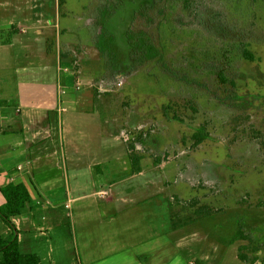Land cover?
Segmentation results:
<instances>
[{
	"label": "rangeland",
	"instance_id": "obj_1",
	"mask_svg": "<svg viewBox=\"0 0 264 264\" xmlns=\"http://www.w3.org/2000/svg\"><path fill=\"white\" fill-rule=\"evenodd\" d=\"M130 1L67 0L62 7L63 15L59 6L58 32L52 29L49 34L55 48L52 57L55 58L59 44H68L69 47L64 49L74 51V57L80 58L83 74L93 78L90 84L84 79L80 82L75 80L72 92L95 97L101 102L94 104L95 108L103 117L112 119L114 127L112 131L105 132L103 143L105 147L116 145L118 153H126L130 167L129 172L123 175L126 183L139 182L145 186L152 179L155 182L154 186L135 190L141 194L157 195L155 208L143 213L144 216L152 215L148 220L162 223L168 216L163 215V210L172 200L177 205L179 200L197 199L202 205L213 207L215 212L211 217L206 215L197 223L185 225L182 232L170 228L171 239L180 244L193 264H198L197 258L206 252L210 253L212 260L205 264H238L232 258L237 254L238 246L245 242L230 243L237 221L245 223L242 226L252 233L254 246H259V254L264 259V152L258 140L251 141L256 131L264 133V0H194L190 11H186L182 4H168L167 20L161 22L159 17L157 34L164 41L173 70L151 64L139 68L134 74L127 71L120 76L124 80L121 88L114 87L115 91L104 93L98 82H113L119 77L110 79L104 72L102 56L95 41L107 47L110 44L111 50L117 49L121 62H129L130 48L125 35L137 6ZM144 1L148 2L141 0L142 6ZM196 6L198 10L195 12ZM98 13L101 21L106 18L108 22V33L103 41L99 37L96 40L95 29L98 33L100 25ZM111 37H114L115 46L109 43ZM26 38H30L27 42L34 50L41 49L46 53L47 38L35 41L31 34H17L12 39L16 43L14 53L17 61H23L27 55L21 47ZM228 39L231 41L229 44L225 41ZM235 43L251 52L256 60L239 58L242 51ZM226 49L230 53L224 65L232 83L220 85L210 68L198 66L204 63L209 64L207 67L220 66ZM16 69L21 71L22 67L17 66ZM37 73L40 70H36ZM18 78L21 98L25 100H30L34 92L40 90L41 84L48 86L51 83H42L39 78L29 79L22 72ZM46 78L51 80L47 74ZM232 84L236 91H233V97H228L234 89ZM189 99L198 104V113L194 114L190 109L183 111L186 122L163 116L164 105ZM191 116H194L193 120L188 119ZM203 125L209 138L197 144L194 136ZM0 133L2 137L1 128ZM139 133L145 137L144 145L133 144L139 151L145 175L132 182L131 176L136 173L130 163L126 141ZM156 157L162 161L159 168L155 167ZM93 172L100 186L104 181L97 176L99 168L95 167ZM9 176L10 173L6 178L8 182ZM34 185L50 204L37 205L32 199L33 192L32 216L36 226L20 227V263L85 264L80 259L83 248L76 236L73 220L66 216L70 210L61 209L63 215L60 219L55 218L51 204H59L62 198L53 197L39 183L34 182ZM29 187L34 191L32 185ZM90 193L93 194V190ZM90 198L93 199L94 210L105 206L94 195ZM1 199L0 206L3 203ZM244 199L245 202L241 203ZM69 203L71 206V201ZM130 204L127 201L121 207L125 210L130 208ZM43 216L48 217V221H42ZM8 234V225L0 218V236L7 238ZM214 246L219 251L214 252Z\"/></svg>",
	"mask_w": 264,
	"mask_h": 264
},
{
	"label": "crops",
	"instance_id": "obj_2",
	"mask_svg": "<svg viewBox=\"0 0 264 264\" xmlns=\"http://www.w3.org/2000/svg\"><path fill=\"white\" fill-rule=\"evenodd\" d=\"M59 16V0H0V30L16 25L19 36L31 34L35 41L44 37L48 39L46 53L41 49L34 50L27 42L30 38L23 40L22 50L27 51L23 61L16 60L15 42L0 46V128L4 134L1 137L0 133L2 205L5 203L3 189L9 183L25 185L31 197L34 192L35 199H32L37 205L44 202L50 204L46 202L44 193L34 185L36 182L53 197L62 198L59 204H51L55 218H61L63 214L60 210H67L66 205L71 201L66 216L73 220L76 236L82 243L81 262L193 264L180 244L171 239L170 228H173L169 207L165 206L163 210V215L168 216L162 223L148 220L152 215L144 216L143 213L155 208L157 195L141 194L135 190L138 187L149 188L155 182L152 179L145 186L139 182L126 183L123 175L130 168L126 153H118L116 145L105 147L103 143L105 132L112 131L114 125L111 118L103 117L95 108L94 104L101 102L95 97L72 92L75 80L80 82L84 79L90 84L93 79L83 74L80 58L77 60L74 51L64 49L69 47L68 44H59L55 58L52 57L55 48L49 34L52 29L58 32ZM77 64L78 70L75 68ZM17 66H21L22 70H17ZM36 70L40 73L36 74ZM20 72L29 79L39 78L42 83H51L48 86L41 84L40 90L37 89L30 100H25L21 98L19 89ZM46 74L51 80L46 78ZM9 109L14 110L9 112ZM19 167L22 169L19 170ZM95 167L100 171L97 176L104 181L100 186L93 177ZM139 167L140 171L133 167L136 175L131 176L132 182L145 175L141 160ZM155 167L159 168L158 165ZM102 189L109 190L106 201H101L98 196ZM92 190L93 194L90 193ZM91 195L105 206L94 210ZM127 201L132 204L124 210L121 204L126 205ZM43 220L48 221V217L43 216ZM12 222L18 230L19 239L20 227L36 226L32 210L15 217ZM8 233H11L9 227ZM213 248L214 252L219 251L216 246ZM197 260L198 264H205L212 260V256L202 253ZM232 261L246 264L239 258L238 249Z\"/></svg>",
	"mask_w": 264,
	"mask_h": 264
},
{
	"label": "trees",
	"instance_id": "obj_3",
	"mask_svg": "<svg viewBox=\"0 0 264 264\" xmlns=\"http://www.w3.org/2000/svg\"><path fill=\"white\" fill-rule=\"evenodd\" d=\"M67 0H59V6L61 7V15L62 7L66 4ZM139 1V0H138ZM136 2L135 0H131L130 2L136 6L135 11L132 12V19H130L128 24V30L126 32V40L130 48V60L129 62H121L119 60V56L117 54V49L111 50L110 44L107 46H103L100 42H96V48H98L100 55L102 56V66L105 70L104 72L108 75L110 79H115L120 76H124L127 71L132 72L138 70L141 67L149 66L154 64V66H158L159 68H167L169 70H173L171 59L168 57V52L166 51V47L163 45L164 41H162L161 36L158 37V28L157 21L159 17L161 18V22L166 19L167 16V6L168 4H182L183 8L186 11H190L192 6L194 7V0H148V2L144 1V6ZM207 1V0H206ZM133 5V8L135 7ZM198 10V6L194 8L196 12ZM103 11H101L102 13ZM97 18L100 21V25L98 27V33L95 29L96 40L98 37L103 41L104 37L107 35L108 31V22H106V18H103L102 21L100 19V13L97 14ZM167 20V19H166ZM20 30V29H19ZM18 27L16 25H12L9 29H1L0 30V46L8 45L13 40V36L17 34ZM111 36V35H110ZM224 40V39H223ZM228 44L231 42L229 39L225 40ZM111 45H114V37H111L109 41ZM227 44V49H228ZM238 45L239 50L242 51L241 57L248 61H255L256 57L249 52L248 50L242 48L243 46ZM224 50L222 54L223 62H220V66H206L201 64L198 68H210L211 72L216 76V81L220 85L231 84V80H228L226 75V65L225 62L228 61L229 50ZM181 51V50H179ZM233 56V54H232ZM177 58V57H176ZM180 59V58H177ZM125 60V59H124ZM76 60L73 59V64H75ZM76 70H78V66H75ZM210 72V73H211ZM234 89L228 95L232 97L234 96L233 91H236L234 84H232ZM191 110L194 114L198 113V104L195 100L189 99L185 102H171L162 107V114L165 118L169 120H175L180 122H186L183 118V111ZM194 116L188 117L189 120H193ZM206 127L203 125L198 133L194 136V140L197 144H201L205 140L209 138V134L206 131ZM238 138L239 135L236 134ZM258 140V145L261 147L264 152V133L261 130L256 131L252 135L251 141ZM134 142L136 144L144 145L145 137L143 134L139 133L135 135L132 140H127V148L130 154V158L133 163V167L136 171H140L139 160L140 155L137 147L135 148ZM162 161L157 157L154 158V163L157 165H161ZM160 163V164H159ZM3 197L5 199V203L0 206V218L8 225L11 230V233L7 238L0 236V254L2 255V260L0 264H21V247L17 233L16 227L14 226L12 220L15 217L21 216L28 211L33 210L32 199L30 193L25 185L23 184H13L9 183L3 189ZM173 198L170 199V201ZM169 205L170 217L173 231H180L183 227L189 223H197L203 217H211L214 214V209L210 204L202 205L199 200H184L177 201V205H174L173 200ZM241 203L245 202L244 200L240 201ZM237 229L235 233L230 237V243L234 244L239 241H243L245 243L241 244L238 247V255L239 258L245 262L246 264H256L261 262L264 264V259H262V255H260L259 246H254V238L252 233L246 230L240 221H237ZM246 226V225H245Z\"/></svg>",
	"mask_w": 264,
	"mask_h": 264
},
{
	"label": "built area",
	"instance_id": "obj_4",
	"mask_svg": "<svg viewBox=\"0 0 264 264\" xmlns=\"http://www.w3.org/2000/svg\"><path fill=\"white\" fill-rule=\"evenodd\" d=\"M65 72L67 71L66 69H63ZM79 82V81H78ZM100 85H102V89H100L102 92H113V91H115L116 89H119V88H121L123 85H124V80L121 78V77H119L118 79H117V81H108V82H104V81H100V82H98ZM114 87H116V89H114L113 90V88ZM79 87H77V89H78ZM22 169V167H19V170H21ZM108 193H109V190H106V189H102V190H100L99 191V198H100V200L101 201H106V198H107V196H108ZM66 208L67 209H70V203H67V205H66ZM69 216H71V214L69 215ZM43 219H45V218H43Z\"/></svg>",
	"mask_w": 264,
	"mask_h": 264
}]
</instances>
